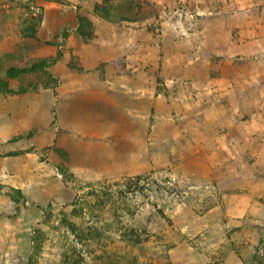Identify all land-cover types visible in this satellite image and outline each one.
Returning a JSON list of instances; mask_svg holds the SVG:
<instances>
[{
    "label": "rangeland",
    "instance_id": "obj_1",
    "mask_svg": "<svg viewBox=\"0 0 264 264\" xmlns=\"http://www.w3.org/2000/svg\"><path fill=\"white\" fill-rule=\"evenodd\" d=\"M42 4L0 0V105L27 91L51 105L31 127L20 117L30 165L39 177L44 162L46 176L24 193L0 171V264H254L264 239V0L67 3L74 37L90 42L91 20L109 24L101 66L148 88L134 123L111 132L115 91L105 106L77 99L56 113L81 60L66 29L37 36ZM106 77L89 72V97ZM10 202L24 208L7 213Z\"/></svg>",
    "mask_w": 264,
    "mask_h": 264
},
{
    "label": "crops",
    "instance_id": "obj_2",
    "mask_svg": "<svg viewBox=\"0 0 264 264\" xmlns=\"http://www.w3.org/2000/svg\"><path fill=\"white\" fill-rule=\"evenodd\" d=\"M39 0H37L38 2ZM43 2L42 4V11H43V18L40 23L39 29L37 31V36L40 39H43L46 35H48V31H50V36H55V32L57 30L66 29L67 32H71L68 37V43H72L74 41L77 43V51L72 52L73 55H76L75 57H78L79 60H81V68L79 69V73H73L72 80L70 81L72 85L67 86L64 90L61 89V94L59 97V100H57V110L56 113H60L63 111L65 104L69 106L67 107L70 109L75 105V100L77 99H85L92 101V103L99 104L101 106H105L106 100L105 96L112 91H115V94H117L115 100H118L120 103L115 104V108H112L113 114L110 117V119L106 120V122L109 123V126L106 128L108 131L111 132V130L114 129V127L117 128V124L124 123L131 125L133 124V113L135 112L137 114V104L141 105V102L143 101L144 97L146 96L148 88L143 87L142 84L139 83H132V84H121L120 79L121 75H116L115 70L110 71L107 66L103 68V63H107V60L105 59V55L107 51H102L98 46L101 45L105 37L104 34L101 33V29L106 30V28L109 27V24H105L104 22H101L100 20H91V25L93 26V35L90 42L83 41L79 36L74 37V30L77 27V24L74 22V11L75 6H71L72 4L67 3H74L76 0H40ZM57 15V24L53 25L52 28L47 27V21L50 20V18L53 16L54 13ZM68 13V16H71L73 18V24L71 26H66V17L65 15ZM67 19H70L67 17ZM69 21V20H68ZM66 27V28H64ZM48 29V30H47ZM66 43V47L67 44ZM95 48H90L89 46H93ZM39 51L41 52V55L44 57L46 56V49L43 47H40ZM62 53V51H60ZM102 52V53H101ZM88 53V55H87ZM112 52L111 58L116 57L117 54ZM85 54V55H84ZM71 55L69 54L68 50L65 49L62 53V56L60 58L59 63L63 59L65 61L66 56ZM89 58V60H85V57ZM84 59V61H82ZM58 63V62H57ZM96 69L99 70V73H104L105 76H108L109 78H105L104 81L98 82V77L96 78L97 82L94 87L95 92H92L91 90V97L87 95V89L88 88V74L89 72H93ZM103 69V71H102ZM67 73V71H66ZM78 77V79H76ZM111 79V81H110ZM79 82L81 87H76L75 83ZM86 83V84H85ZM85 84V85H84ZM99 88H95V86H98ZM83 85V86H82ZM106 85V86H103ZM102 88H101V87ZM95 93V95H94ZM93 97V99H92ZM61 98V100H60ZM100 99H103L101 101ZM156 99L158 102H161L159 100V96H156ZM9 103V104H8ZM12 103L13 108H10V105ZM74 103V104H73ZM90 104V103H89ZM85 105L84 107H88V105ZM142 104H145L144 102ZM3 107V108H2ZM51 105L48 106V104L45 102L44 104H37L35 100L31 98L30 91H27L25 94H23L21 97L18 96L15 99H11L9 102L3 101V104L0 105V171L1 174L5 177L12 179L9 186L17 187L23 192H28L29 188L30 191L35 190V185H37L36 181L41 180L43 176H46V167H44V162L39 163V171L41 172L43 170V176L40 175L39 177L36 176V169L30 165V163L34 162V158H32V151L29 150V147L33 146L32 144V136L29 138H19L20 135H23L26 133L27 130L33 125L34 121H32V118L35 119V115L37 111H43L48 112V117H50V109ZM83 108V107H82ZM15 109V110H13ZM70 109V110H72ZM85 110V109H83ZM21 111V112H20ZM74 111V110H72ZM75 112H72V115H74ZM24 115L27 117V119L31 120L30 127L27 128V126L23 125L20 121V117ZM138 116V115H137ZM91 116H86V118L90 119ZM35 125V124H34ZM47 125H45L44 128ZM126 131L127 129H123ZM48 135V134H44ZM129 133L123 134V144L122 149L126 146L128 143L125 142V140L128 139ZM113 136L110 134L109 138L111 139ZM114 137L116 138V147L117 144L120 142V137H118L117 134H114ZM4 143V144H3ZM11 149V150H6ZM28 149V150H26ZM7 151H14V153H7ZM124 151V150H122ZM125 152V151H124ZM123 154V153H122ZM4 168V169H3ZM14 169V170H13ZM11 170V171H10ZM13 171V172H12ZM16 173V174H15ZM0 174V179H1ZM41 174V173H40ZM10 181V180H9ZM42 181V180H41ZM46 181V180H45ZM1 183V182H0ZM6 183V182H4ZM40 184V183H38ZM8 186V185H5ZM27 188V189H26ZM37 190V189H36ZM31 193V192H30ZM22 202V201H21ZM12 205L14 207H18V210L24 208L23 205L19 202H10V204H7L4 211H8L9 213L12 210Z\"/></svg>",
    "mask_w": 264,
    "mask_h": 264
},
{
    "label": "trees",
    "instance_id": "obj_3",
    "mask_svg": "<svg viewBox=\"0 0 264 264\" xmlns=\"http://www.w3.org/2000/svg\"><path fill=\"white\" fill-rule=\"evenodd\" d=\"M40 25V22H39ZM59 58V53H57V55L55 56V58L51 59L49 62H47L48 64H54L57 59ZM11 74V73H10ZM9 74V75H10ZM48 78H50V76H48ZM51 79V78H50ZM53 81V79H51ZM260 248L262 250H260ZM259 251H261V256L259 251H257V254L254 256V264H264V239H262V241L260 242L259 246H258Z\"/></svg>",
    "mask_w": 264,
    "mask_h": 264
}]
</instances>
